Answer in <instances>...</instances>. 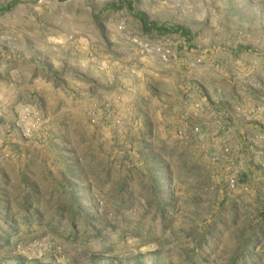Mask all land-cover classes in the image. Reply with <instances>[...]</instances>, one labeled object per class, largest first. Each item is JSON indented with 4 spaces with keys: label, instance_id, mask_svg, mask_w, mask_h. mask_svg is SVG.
Masks as SVG:
<instances>
[{
    "label": "rangeland",
    "instance_id": "374dc122",
    "mask_svg": "<svg viewBox=\"0 0 264 264\" xmlns=\"http://www.w3.org/2000/svg\"><path fill=\"white\" fill-rule=\"evenodd\" d=\"M12 3L0 12V264H264V191L228 169L226 147L179 135L209 122L212 80L227 86L235 54L264 57V0H0ZM100 74L117 95L77 116L50 90L19 92L24 79ZM189 81L195 120L152 104L149 90L177 97ZM230 177L247 192L230 193Z\"/></svg>",
    "mask_w": 264,
    "mask_h": 264
},
{
    "label": "crops",
    "instance_id": "0c3cea01",
    "mask_svg": "<svg viewBox=\"0 0 264 264\" xmlns=\"http://www.w3.org/2000/svg\"><path fill=\"white\" fill-rule=\"evenodd\" d=\"M235 55L236 57H232V66L235 70L228 74L227 86L219 83L224 79L220 73L212 80L213 87L208 97L209 111L204 116L209 122L189 123L185 127L187 132L186 130L184 132L185 137L189 133L191 141L193 139L210 141L218 150L226 147L228 169L238 175L244 174L242 180L259 195L264 191V142L261 141L264 135V71H260L256 66L264 63V57L255 55L248 59L245 54ZM26 81L24 79L22 84L20 83V95L24 96L23 92L30 94L34 92L35 96H38V88L50 90L51 97L64 101L62 105L64 111L61 113L75 116L77 113H85L86 103L90 99L96 97L101 104L117 95V91L111 92L115 91L114 89H107L108 80L102 77V74L78 79L64 77L51 84L36 79L35 88L26 87ZM109 83L115 84L114 81ZM195 87V84H190L189 81L185 87L186 91H183V94L180 91L177 97L164 93L158 98L150 90L148 94L152 104L159 106L161 110L178 114L182 119L189 117L195 120L196 117L190 109L191 104L196 103L199 98ZM201 100L204 103L205 99ZM194 129H198L199 132L194 133Z\"/></svg>",
    "mask_w": 264,
    "mask_h": 264
},
{
    "label": "built area",
    "instance_id": "2783aa9c",
    "mask_svg": "<svg viewBox=\"0 0 264 264\" xmlns=\"http://www.w3.org/2000/svg\"><path fill=\"white\" fill-rule=\"evenodd\" d=\"M133 44L139 48L140 52L144 55H154L159 58L160 61L163 63H168L172 57H174V53L167 45L165 44H148L143 43L141 41H137V39L133 40ZM202 63L201 57H195L193 61L189 64L190 68H195L196 66H199ZM200 108L199 104L194 105V109L197 110ZM28 132V131H27ZM194 133H198V129L193 130ZM179 135L185 137V132L183 130H179ZM261 141L264 142V135L261 137ZM227 189L230 193H236V192H247V186L240 185L238 181L235 179V177H230L227 180Z\"/></svg>",
    "mask_w": 264,
    "mask_h": 264
},
{
    "label": "trees",
    "instance_id": "16d2710c",
    "mask_svg": "<svg viewBox=\"0 0 264 264\" xmlns=\"http://www.w3.org/2000/svg\"><path fill=\"white\" fill-rule=\"evenodd\" d=\"M15 6H16L15 3H12V4L7 5V6H0V12H8V11L12 10ZM140 21H141V23H142V26H143V30H144V32H148V31H150V30H151V29H150L151 27H152V29L155 28L154 25H148V24L144 21L143 18H140ZM158 33H160V35H165L166 33H170V32H168V31H159ZM178 33H181L184 37H185L186 34H187L185 31H183V29H179Z\"/></svg>",
    "mask_w": 264,
    "mask_h": 264
}]
</instances>
